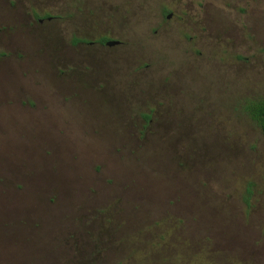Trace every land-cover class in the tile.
Here are the masks:
<instances>
[{
	"label": "rangeland",
	"instance_id": "obj_1",
	"mask_svg": "<svg viewBox=\"0 0 264 264\" xmlns=\"http://www.w3.org/2000/svg\"><path fill=\"white\" fill-rule=\"evenodd\" d=\"M263 99L264 0H0V264H264Z\"/></svg>",
	"mask_w": 264,
	"mask_h": 264
},
{
	"label": "trees",
	"instance_id": "obj_2",
	"mask_svg": "<svg viewBox=\"0 0 264 264\" xmlns=\"http://www.w3.org/2000/svg\"><path fill=\"white\" fill-rule=\"evenodd\" d=\"M74 43L75 44H85V45H92V44L100 43L101 45L109 46L112 43L116 44L117 42L111 41V39L108 38V37H102L96 43L95 42H90L87 39H77V40L74 41ZM249 111H250L252 117L254 118V120L258 123V125L262 129L263 134H264V99L259 101L258 103L252 104L249 107ZM145 119L147 121V125H149L151 123V121H152V116L151 115H146Z\"/></svg>",
	"mask_w": 264,
	"mask_h": 264
},
{
	"label": "water",
	"instance_id": "obj_3",
	"mask_svg": "<svg viewBox=\"0 0 264 264\" xmlns=\"http://www.w3.org/2000/svg\"><path fill=\"white\" fill-rule=\"evenodd\" d=\"M111 45H114L113 43Z\"/></svg>",
	"mask_w": 264,
	"mask_h": 264
}]
</instances>
